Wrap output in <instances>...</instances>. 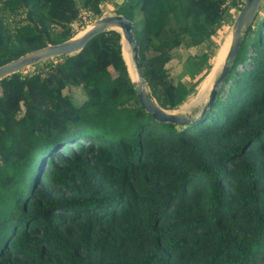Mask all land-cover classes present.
Wrapping results in <instances>:
<instances>
[{"label": "trees", "instance_id": "1", "mask_svg": "<svg viewBox=\"0 0 264 264\" xmlns=\"http://www.w3.org/2000/svg\"><path fill=\"white\" fill-rule=\"evenodd\" d=\"M102 1L0 0V64L73 35ZM227 1L117 6L160 107L187 92L167 72L172 50L214 33ZM121 46L109 28L0 78V264H264V11L212 106L181 128L143 109ZM207 67L201 52L183 71ZM74 85L79 103L62 92Z\"/></svg>", "mask_w": 264, "mask_h": 264}, {"label": "water", "instance_id": "2", "mask_svg": "<svg viewBox=\"0 0 264 264\" xmlns=\"http://www.w3.org/2000/svg\"><path fill=\"white\" fill-rule=\"evenodd\" d=\"M262 0H244L238 7L231 24L229 41L218 68V72L207 91L206 99L199 108L196 115H189L183 112H175L170 109L160 107L153 97L147 92L144 83L142 66L137 53V43L135 41L131 20L120 13L99 15L91 21L89 27L80 33L52 43H46L42 46L25 51L18 56L0 64V78L11 72L19 70L21 67L35 63L41 59L70 54L79 50L86 40L92 35L103 30L113 28L120 34V42H124L128 48L129 58L131 60L134 76L130 77L133 89L137 95L143 109L151 116L161 122H172L180 126L193 124L205 115L207 110L212 106L218 95V90L228 73L233 58L236 54L238 45L253 22L256 12Z\"/></svg>", "mask_w": 264, "mask_h": 264}, {"label": "rangeland", "instance_id": "3", "mask_svg": "<svg viewBox=\"0 0 264 264\" xmlns=\"http://www.w3.org/2000/svg\"><path fill=\"white\" fill-rule=\"evenodd\" d=\"M244 0H228L227 1V10L224 16L222 17L221 21L215 26L214 28V33L203 39L199 44L185 47L183 45H179L176 48L172 50V56L171 58L165 63V66L167 68V72L169 74V77L172 80L177 79V77L186 84L187 86V92L183 96L182 100L178 102L173 108L170 110L175 111V112H183L187 113L191 116L196 115L198 112L199 108L203 104L204 100L206 99V96L204 97L203 100H196L198 92L201 90L206 77L209 75L208 73L211 72V68L213 65V59L214 56L218 50V48L223 44V42L227 39V37L230 35V30H231V24L233 17L241 3ZM123 2V0H103L100 3V11L96 15H89L87 16L86 13L81 12V16H79V20H81V25H79L78 20L75 22L73 21L71 23L72 28L75 30L74 33H76L81 27L78 33L83 31L93 20V18L103 15V14H112V13H117V6L120 5ZM83 10V9H81ZM264 11V0L260 3V6L256 12V16L251 23V27L254 28L256 26L257 19L259 18L260 14ZM9 19V18H8ZM73 33V34H74ZM248 38L251 37V33L246 34ZM123 49V48H122ZM205 52L207 54V61L210 63V68H206L205 71L208 72L206 75L204 73H199L191 76L185 75L183 71V64L185 62V58L187 55L191 54H200V53ZM56 57H50L51 60H56ZM46 62V59H41L35 63H31L28 65H25L21 67L19 70L22 73H30L34 71L35 69H38L43 66V64ZM130 62V60H129ZM128 64V63H127ZM131 65V63H130ZM209 66V65H208ZM109 71L113 74L112 68L109 66L108 67ZM218 72V71H217ZM217 74V73H216ZM204 77L202 78V76ZM216 76V75H215ZM62 92L67 93L71 96V99L73 100L74 103H79L83 100L84 98V92L82 88L79 85H74V86H68L64 87L62 89ZM194 101H196L194 103ZM192 104V105H191ZM139 122H144V120H139ZM176 128H181L182 126L180 125H175Z\"/></svg>", "mask_w": 264, "mask_h": 264}, {"label": "bare ground", "instance_id": "4", "mask_svg": "<svg viewBox=\"0 0 264 264\" xmlns=\"http://www.w3.org/2000/svg\"><path fill=\"white\" fill-rule=\"evenodd\" d=\"M91 24V23H90ZM90 24L87 26L89 27ZM86 27V28H87ZM228 41H229V36L227 37V39L223 42V44L218 48L215 56H214V59H213V65H212V68H211V72L209 73V75L206 77L205 79V82L201 88V90L198 92L197 94V97H196V100L199 101V100H203L205 95H207V91L212 83V80L214 79L217 71H218V68H219V65L221 63V60L223 58V55L225 53V50H226V47H227V44H228ZM121 49L123 48V58L127 64V70H128V74L130 75V77L133 78L134 76V73H133V69H132V64L130 65L131 63V60L129 58V53H128V48L127 46H125L124 42L122 41L121 42ZM130 60V62H129ZM199 99V100H198ZM196 101H194L195 103ZM192 105V104H191Z\"/></svg>", "mask_w": 264, "mask_h": 264}, {"label": "built area", "instance_id": "5", "mask_svg": "<svg viewBox=\"0 0 264 264\" xmlns=\"http://www.w3.org/2000/svg\"><path fill=\"white\" fill-rule=\"evenodd\" d=\"M82 13H86V15L88 16V13L84 10H81ZM81 12H80V16H81Z\"/></svg>", "mask_w": 264, "mask_h": 264}]
</instances>
